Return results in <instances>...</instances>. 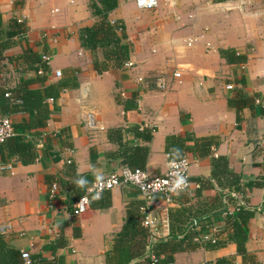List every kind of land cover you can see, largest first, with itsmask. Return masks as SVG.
<instances>
[{
    "label": "crops",
    "instance_id": "obj_1",
    "mask_svg": "<svg viewBox=\"0 0 264 264\" xmlns=\"http://www.w3.org/2000/svg\"><path fill=\"white\" fill-rule=\"evenodd\" d=\"M91 1L0 0L4 28L10 30L17 20L25 29L4 53L0 87L12 90L38 78L27 64L12 60L26 49L49 56L48 70L35 65L44 74L33 89L60 80L70 84L48 101L51 114L44 127L24 128L35 112L7 115L17 136L34 148L24 160L0 150V226L9 225L0 237L6 247L21 253L23 262L22 252L39 256L42 261L35 264H111L108 256L127 211L138 209L143 216L146 206L158 228L151 239L145 227L147 248L130 264H151L153 245L171 239H183L184 250L175 252L170 264L220 259L242 264L237 245L228 240L227 217L244 206L257 213L247 226V253L264 264V187L255 186L264 176V0H158L154 11L138 9L136 0H119L108 18L125 26L127 61L103 74L96 72L81 40L82 30L98 21ZM221 50L246 61L228 63ZM141 77L145 84L137 83ZM163 83L166 89L160 88ZM91 112L96 130L85 121ZM135 128L154 129L152 140H136ZM168 136L185 139L189 191L167 203L162 195L147 201L124 186L92 199L80 216L73 214L74 203L96 179L120 171L145 149L142 169L151 177L164 176L171 160ZM230 173L239 177L244 192L231 186ZM54 183L58 196L49 208ZM194 219L200 234L216 235L226 244L207 249L206 241L196 243ZM131 243L139 250L140 237Z\"/></svg>",
    "mask_w": 264,
    "mask_h": 264
},
{
    "label": "trees",
    "instance_id": "obj_2",
    "mask_svg": "<svg viewBox=\"0 0 264 264\" xmlns=\"http://www.w3.org/2000/svg\"><path fill=\"white\" fill-rule=\"evenodd\" d=\"M119 0H92L90 9L94 17L98 19L97 23L92 27H86L82 30L81 40L82 44L90 50L93 55V64L96 72L103 74L105 72L122 69L127 61V52L122 44L125 40V26L121 21L111 22L108 15L113 12L118 6ZM25 34L23 23H18L13 20L10 30H6L3 26L1 13H0V70L2 68V61L5 60L4 53L16 46L17 37H22ZM99 52L101 55H99ZM221 56L225 58L228 63H244L246 58L242 55H237L233 51L221 50ZM101 57V58H100ZM42 56L33 52L31 49H26L23 54L12 58L27 64V69H32L38 72L39 67L48 70L46 63L42 61ZM40 76L34 80H27L21 83L15 89L9 90L0 87V116H7L9 113H32L35 112L34 118L31 122L24 126V128L32 129L37 127H44L50 119V107L48 101L58 98L61 91L70 87L69 82L60 80L57 83L49 84L41 89H33L31 87ZM45 80V79H44ZM42 81V80H41ZM75 86V85H74ZM6 93H10L11 97L7 98ZM135 128L133 135L136 140L151 141L154 132L153 130L147 131ZM120 133V132H119ZM122 135V133L120 134ZM185 139L183 137L168 136L166 138V152L173 154L171 159H180L185 154ZM11 143V144H10ZM8 149L10 156H19L23 159L32 156L34 145L26 141L25 137H15L0 144V150ZM140 150L141 148L138 147ZM143 151V149H141ZM4 154V150L1 151ZM148 150L145 149L144 154H140L129 163L126 161L125 167L131 169H142L145 164ZM143 170V169H142ZM221 175V174H220ZM232 179L231 186H236L240 192H244V188L240 184V179L235 174H229ZM214 176V173H213ZM215 176H217L215 174ZM255 186L264 187V176L259 178ZM82 196V195H80ZM227 224L230 228L231 234L228 237L229 241L237 245V253L242 256V264H261L255 257L247 253V240H248V223L251 219L255 218L257 213L254 210L246 209L244 206L239 207L236 215L228 214ZM143 216L138 209L130 208L127 211L126 223L121 232L115 238V247L113 254L108 256L109 261L114 264H130L136 253L141 256L147 246L145 243L148 236V230L142 226ZM200 232V231H199ZM137 236L140 237V248L137 250L132 245V240ZM186 239V237H185ZM171 244L156 243L151 249V253L158 259L157 264H170L173 261V254L184 250L183 239H171ZM226 244V241L218 238L216 242L207 241L203 247L207 249H217ZM147 245V243H146ZM142 251V253H141ZM165 256V257H163ZM0 258L1 264H29L21 261V253L18 251L10 250L6 247L5 242L0 237ZM39 256L31 258L30 264H35ZM42 261V259H40ZM217 264H233L232 260L220 259Z\"/></svg>",
    "mask_w": 264,
    "mask_h": 264
},
{
    "label": "built area",
    "instance_id": "obj_3",
    "mask_svg": "<svg viewBox=\"0 0 264 264\" xmlns=\"http://www.w3.org/2000/svg\"><path fill=\"white\" fill-rule=\"evenodd\" d=\"M137 8L144 11H154L158 8V0H136ZM42 61L46 64L49 62V56L45 55ZM128 66H133L131 63ZM39 75L44 74L42 69L37 72ZM61 71H56L55 76L60 78ZM175 78H180L181 73H174ZM144 78H138V84H145ZM160 88L166 89V84H161ZM232 89L233 86H229ZM6 97L10 98L11 94L6 93ZM85 121L91 130L98 128L94 113H88ZM17 136L16 129L11 118L7 116H0V144L5 141L15 138ZM171 159L173 154L168 155ZM190 161L186 156L180 159H171L169 163L168 172L161 177H151L146 171L142 169H131L124 167L120 171L113 172L107 176L96 179L86 190V194L80 197L73 205V214L80 216L90 207L92 199H100L105 192L113 191L116 188L131 186L137 189L142 197L149 201L154 195H162L167 203H173L174 198L180 194L190 190L192 182L190 179ZM59 186L54 183L49 191L48 207L52 208L58 196ZM239 208L236 209V211ZM143 214L142 225L150 230V238H154V232L158 228V219L152 217L151 211L146 206L141 207ZM192 228L197 233L195 237L196 243H203L207 241L216 242V235H202L200 234V225L196 219L192 221ZM9 229V225L0 226V233L5 234ZM218 232V231H217ZM22 258L30 264L31 257L28 252H22ZM149 259L151 264H157L158 259L153 253H150Z\"/></svg>",
    "mask_w": 264,
    "mask_h": 264
}]
</instances>
